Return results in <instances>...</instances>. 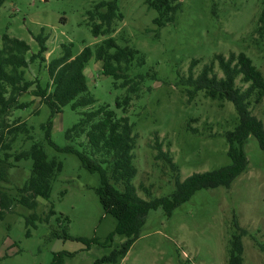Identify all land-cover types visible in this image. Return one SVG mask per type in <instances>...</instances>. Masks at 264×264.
Here are the masks:
<instances>
[{"label": "rangeland", "instance_id": "obj_1", "mask_svg": "<svg viewBox=\"0 0 264 264\" xmlns=\"http://www.w3.org/2000/svg\"><path fill=\"white\" fill-rule=\"evenodd\" d=\"M100 1L110 0H0V38L6 34L25 41L30 46L29 57L38 49L34 36L41 29L47 35L46 63L29 64L27 81L41 86L50 82L45 66L60 55L62 44H71L75 56L106 38L93 37L87 15ZM145 1L118 0L123 19L115 23L111 36L118 45L143 56L144 65L133 66L131 76L149 71L156 75V80L143 82L126 113L136 135V175L131 182L138 196L148 200L139 185L148 188L153 197L169 196L174 189V173L156 158L157 144L177 166L180 180L231 163L225 134L238 123L233 104L212 100L203 92L189 101L178 81L187 76L192 60L199 62L193 69L197 75L215 55L227 57L229 53H244L264 77V40L255 32L264 0H178L180 10L174 22L162 28L152 23L157 14ZM215 71L219 73L217 68ZM85 75L95 102L78 110L67 105L53 117L50 140L58 148L65 146L66 130L80 121L83 112L107 106L122 115L115 101L125 95V90L102 75L100 63L93 58L86 65ZM236 86L244 89L247 85L238 77ZM19 101L31 105L11 111L7 121H25L32 130V140L17 136L9 153L28 150L32 142H39L47 159L60 162L62 169L51 182L48 199L37 198L34 210L14 201L11 210L0 218V264H52L59 253H65L57 257L61 264H227L233 220L246 231L241 239L243 264H264V151L255 138L250 136L244 145L246 171L228 189L200 190L170 216L161 208L150 210L140 235L121 256L126 237L115 235L106 241L116 220L99 204L95 193L98 175L88 173L74 155L58 151L46 141L41 128L50 116L46 105L30 95L21 96ZM249 109L264 125V101H251ZM31 167L32 161L25 160L14 163L9 171L11 185L7 190L15 200L16 188L29 177ZM50 209L55 214L48 222L26 226L29 215L35 213L44 219ZM63 231L70 238H64ZM79 238H95L97 244L86 248ZM113 252L115 256L108 261Z\"/></svg>", "mask_w": 264, "mask_h": 264}, {"label": "trees", "instance_id": "obj_2", "mask_svg": "<svg viewBox=\"0 0 264 264\" xmlns=\"http://www.w3.org/2000/svg\"><path fill=\"white\" fill-rule=\"evenodd\" d=\"M145 4L156 12L152 23L158 28L173 23L176 13L180 10L178 0H146ZM87 15L93 37L106 38L93 48L84 47L75 56L71 44H62L60 55L51 58L45 66L50 81L45 86L25 78V70L29 64L36 61L46 63L44 54L47 52V35L44 30L41 29L40 33L34 36L38 49L29 57L30 46L25 41L6 34L0 38V152H3L0 157V218H4L6 212L11 210L14 201L23 208L34 210L38 204L37 198L48 199L51 182L62 169L60 162L47 159L39 142H32L28 150L9 153L17 136L26 135L27 140H32V130L25 121H7L11 111L30 107L31 102L19 101L21 96L30 95L38 98L40 105L44 104L50 110L48 121L41 126L46 141L56 150L74 155L88 173L98 175L99 186L95 193L99 204L105 214H110L116 220L115 229L106 241H112L115 235L125 236L126 240L119 252L121 256H125L140 235L150 210L161 208L166 216H170L176 208L189 201L200 190L218 187L228 189L247 169L244 145L250 136L255 138L259 149L264 151V125L249 109L251 101H264V77L244 53H229L227 57L215 55L210 63L202 66L197 75H194L193 69L198 65V60L190 62L187 76L180 77L178 81L188 100L192 101L198 92H203L212 100L232 103L237 113V125L233 131L225 134L228 144L227 156L231 163L217 170L193 173L180 180L177 166L157 144L156 158L162 160L174 173V189L169 196L153 197L148 188L139 185V189L149 198L144 200L138 196L131 182L136 175L133 163L136 135L126 113L132 99L138 98L143 82L146 79L156 80V75L153 71L130 75L133 66L144 65V58L137 50L118 45L117 40L111 36L115 31V23L123 19L118 0L100 1ZM255 32L260 40H264V3L257 17ZM91 58L100 63L102 75L111 77L115 87L125 90V95L115 101V108L121 110L122 115L118 116L107 106L83 112L80 121L66 130L65 146L58 148L50 140L53 117L67 105L72 110H78L95 102L88 92L84 73ZM238 77L242 84L247 85L246 88L236 86ZM80 138L83 139L75 145L74 142ZM25 160H31L32 167L29 177L16 188L15 200L7 190L8 185H11L9 171L14 167V163ZM54 214L50 209L42 219L33 213L26 218L25 224L27 227H35L36 222H48ZM232 225L234 234L229 244L227 264H243L241 239L246 235V231L239 227L236 220L232 221ZM29 233L28 230L27 235ZM62 236L70 238L65 231ZM77 240L86 248L97 244L95 238ZM261 251L264 256L263 247ZM63 254L65 253L54 256L52 264H61L57 257ZM114 256L115 252L108 261Z\"/></svg>", "mask_w": 264, "mask_h": 264}, {"label": "crops", "instance_id": "obj_3", "mask_svg": "<svg viewBox=\"0 0 264 264\" xmlns=\"http://www.w3.org/2000/svg\"><path fill=\"white\" fill-rule=\"evenodd\" d=\"M84 73H85V70H84Z\"/></svg>", "mask_w": 264, "mask_h": 264}]
</instances>
